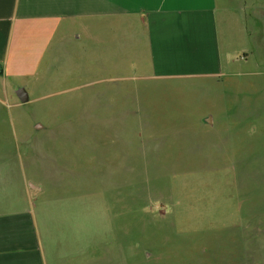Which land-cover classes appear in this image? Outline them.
I'll return each instance as SVG.
<instances>
[{
	"label": "rangeland",
	"instance_id": "374dc122",
	"mask_svg": "<svg viewBox=\"0 0 264 264\" xmlns=\"http://www.w3.org/2000/svg\"><path fill=\"white\" fill-rule=\"evenodd\" d=\"M244 6L220 81L117 82L80 41L0 82V178L70 264H264V4Z\"/></svg>",
	"mask_w": 264,
	"mask_h": 264
},
{
	"label": "crops",
	"instance_id": "0c3cea01",
	"mask_svg": "<svg viewBox=\"0 0 264 264\" xmlns=\"http://www.w3.org/2000/svg\"><path fill=\"white\" fill-rule=\"evenodd\" d=\"M246 2L0 0V82L36 77L53 52L80 41L89 64L120 71L117 82L220 81L244 45ZM16 185L0 178V264H70L36 194Z\"/></svg>",
	"mask_w": 264,
	"mask_h": 264
},
{
	"label": "water",
	"instance_id": "95a60500",
	"mask_svg": "<svg viewBox=\"0 0 264 264\" xmlns=\"http://www.w3.org/2000/svg\"><path fill=\"white\" fill-rule=\"evenodd\" d=\"M15 94L21 103H25L28 100V95L23 88L18 89Z\"/></svg>",
	"mask_w": 264,
	"mask_h": 264
},
{
	"label": "clouds",
	"instance_id": "9594fccd",
	"mask_svg": "<svg viewBox=\"0 0 264 264\" xmlns=\"http://www.w3.org/2000/svg\"><path fill=\"white\" fill-rule=\"evenodd\" d=\"M256 132V127L255 126H252L250 129H249V134H255Z\"/></svg>",
	"mask_w": 264,
	"mask_h": 264
}]
</instances>
